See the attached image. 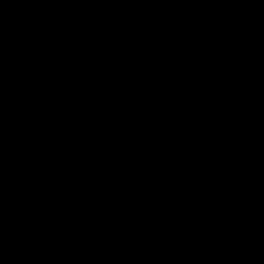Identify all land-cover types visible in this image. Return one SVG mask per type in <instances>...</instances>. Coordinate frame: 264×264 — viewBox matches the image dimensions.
I'll return each instance as SVG.
<instances>
[{"label": "water", "instance_id": "95a60500", "mask_svg": "<svg viewBox=\"0 0 264 264\" xmlns=\"http://www.w3.org/2000/svg\"><path fill=\"white\" fill-rule=\"evenodd\" d=\"M0 264H264V0H0Z\"/></svg>", "mask_w": 264, "mask_h": 264}]
</instances>
